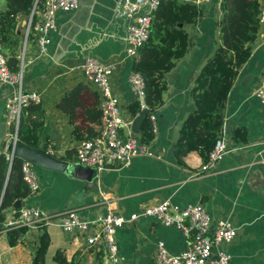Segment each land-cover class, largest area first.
<instances>
[{"label":"crops","instance_id":"crops-1","mask_svg":"<svg viewBox=\"0 0 264 264\" xmlns=\"http://www.w3.org/2000/svg\"><path fill=\"white\" fill-rule=\"evenodd\" d=\"M117 1L78 0L75 11L58 14L57 28L49 35L46 54L39 55L32 39L26 45L24 59L30 63L26 67L24 88L36 91L40 97L45 123L42 139L59 160L67 155L75 158L81 141L71 139L72 128L57 104L79 82L96 93L93 86L84 82L79 70L86 57L113 64L111 87L124 107V116L131 117L127 107L133 97L127 78L133 61L124 53L127 24L115 14ZM130 1L140 3L141 0ZM206 1L210 5L218 4L219 15L221 0H200L204 10L200 24L186 27L192 45L165 76L168 97L152 113L156 133L150 143V155L135 158L126 168L101 171L93 188L63 173L34 165L41 188L27 198V206L48 213L73 207L82 219L91 221L98 212H103L96 206L101 192L107 195L113 212L125 217L164 200L179 207L200 202L213 224L226 219L236 228L233 241L220 247L230 257L231 264H264V173L260 164L264 159V107L255 95L264 88L263 28L258 29L255 41L250 44L252 54L240 67L227 97L222 127L229 144L227 152L206 174L196 154L188 155L185 165L181 166L172 150L183 121L194 110L190 96L193 80L215 48L218 15L205 8ZM3 8L4 1L0 0V9ZM25 20L20 19L19 32L23 31ZM8 92L7 87L0 85V154L8 147L11 131L4 122V100ZM133 121L131 132L135 134ZM94 128L98 132L99 128ZM239 129L245 131L243 143L237 136ZM74 158L65 162L75 164ZM9 212L10 208L3 212L5 219ZM45 229L50 237L48 264L57 250H62L73 264H108L101 244L91 247L81 244L77 232L64 233L56 220ZM37 236L38 230H28L17 247L8 248L1 233L0 264L29 263ZM115 241L120 264H155L154 248L158 242H163L172 255H178L185 248V238L178 230L145 219L117 229Z\"/></svg>","mask_w":264,"mask_h":264},{"label":"built area","instance_id":"built-area-1","mask_svg":"<svg viewBox=\"0 0 264 264\" xmlns=\"http://www.w3.org/2000/svg\"><path fill=\"white\" fill-rule=\"evenodd\" d=\"M200 6V0H196ZM159 0H141L133 3L130 0H118L115 4V14L127 24L124 38V53L132 61L139 58V51L147 41L150 32L151 16L156 11ZM78 0H44L43 11L33 21V14L25 20L23 41L20 48L17 70L12 72L6 58L0 52V85L9 89L4 100V122L11 129L8 133V147L4 152L5 160L10 165L15 157V147L18 142V128L24 109L31 103L40 104L36 91L24 88L26 67L30 61L24 59L26 45L32 39L39 55L46 54L50 43L49 35L56 31V19L59 13L75 11ZM258 29H264V1L260 4L258 14ZM85 83L94 87L101 112V122L98 134L80 142L76 147L72 163L95 169L97 173L107 168H126L138 157L149 156V146L140 141L139 134L131 132L134 117L124 116V107L115 95L110 78L114 71L113 64L101 61L95 57H86L79 66ZM133 101L138 102L140 109H146L143 75L131 71L127 78ZM256 97L264 107V88L255 92ZM153 135L156 133L155 116L150 115ZM228 140L221 131L206 163L201 165L204 173H209L228 150ZM46 152L54 156L52 148ZM70 163V162H69ZM264 173V159L260 161ZM22 182L28 189L27 198L36 195L40 182L34 172V165L22 161ZM101 199L96 202L103 212H98L93 220L80 217L78 210L68 207L62 212L48 213L25 204L27 198L19 201V206L10 209L9 216L4 221V227H25L37 230L38 226H48L53 220L59 222L64 233L77 232L81 244L94 246L101 244L106 261L109 264H120V257L115 241V232L123 226L132 225L140 219L152 220L160 226L173 227L185 238V248L178 255L170 254L163 242H158L154 248L155 264H231L230 257L221 251L220 247L230 244L236 228L229 220H219L213 224L202 203L188 204L184 207L173 205L169 200L140 209L125 217L111 209L107 195L101 192Z\"/></svg>","mask_w":264,"mask_h":264},{"label":"trees","instance_id":"trees-1","mask_svg":"<svg viewBox=\"0 0 264 264\" xmlns=\"http://www.w3.org/2000/svg\"><path fill=\"white\" fill-rule=\"evenodd\" d=\"M0 10V52L12 72L17 70L23 33L19 32L21 18L33 14V21L43 11L44 0H3ZM264 0H221L219 15L215 22L217 36L215 48L206 63L193 80L190 96L194 110L183 121L178 137L173 145L177 163L185 165L190 154H196L201 164L221 134L228 94L237 78L238 71L252 54L250 44L257 37L260 2ZM204 10L196 0H159L156 11L151 16L147 41L139 51V58L133 61L132 71L143 75L146 83L145 102L147 114L140 125V141L149 146L154 138L150 115L160 109L168 97L165 76L189 52L192 40L186 27L200 24ZM68 125L72 128V140H88L98 132L101 112L98 97L86 84L77 83L57 104ZM128 114L135 117L142 110L133 101L127 107ZM45 128L44 113L40 104L31 103L24 109L18 128V141L33 149L46 151L47 144L42 139ZM245 131L237 130L240 143L245 141ZM74 157L64 156L68 161ZM22 161L14 158L9 165L4 153L0 154V235L8 248L17 247L23 241L28 229L4 227L3 212L13 209L17 202L27 198L29 192L22 182ZM37 245L27 264H48L46 257L50 247V237L44 226H38ZM50 264H73L62 250H57Z\"/></svg>","mask_w":264,"mask_h":264},{"label":"water","instance_id":"water-1","mask_svg":"<svg viewBox=\"0 0 264 264\" xmlns=\"http://www.w3.org/2000/svg\"><path fill=\"white\" fill-rule=\"evenodd\" d=\"M23 25L25 27V22ZM146 114L147 109H144L141 114L134 119L133 131L135 134L140 132V125ZM15 157L21 161H26L39 166L44 170L63 173L71 179L85 182L87 183L88 188L96 187L98 173L95 169L59 160L42 149H33L18 141L15 147ZM17 206H19V203Z\"/></svg>","mask_w":264,"mask_h":264},{"label":"rangeland","instance_id":"rangeland-1","mask_svg":"<svg viewBox=\"0 0 264 264\" xmlns=\"http://www.w3.org/2000/svg\"><path fill=\"white\" fill-rule=\"evenodd\" d=\"M206 4H207V6L205 7L206 9H208V8H210L211 10H212V14L214 15V12H215V15L217 14L218 15V4L217 3H215V4H212V5H210V1H206ZM210 5V7H208ZM0 10H2V9H0ZM210 10V11H211ZM216 18V17H215ZM23 32V31H22ZM109 264V263H108Z\"/></svg>","mask_w":264,"mask_h":264}]
</instances>
